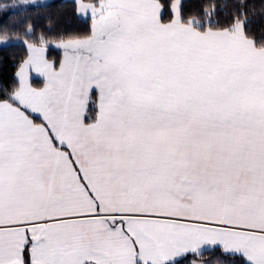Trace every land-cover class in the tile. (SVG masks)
I'll list each match as a JSON object with an SVG mask.
<instances>
[{
  "label": "snow or ice",
  "instance_id": "1",
  "mask_svg": "<svg viewBox=\"0 0 264 264\" xmlns=\"http://www.w3.org/2000/svg\"><path fill=\"white\" fill-rule=\"evenodd\" d=\"M190 7L72 0L82 32L0 25L27 53L0 82V264H264V32L243 0Z\"/></svg>",
  "mask_w": 264,
  "mask_h": 264
},
{
  "label": "trees",
  "instance_id": "2",
  "mask_svg": "<svg viewBox=\"0 0 264 264\" xmlns=\"http://www.w3.org/2000/svg\"><path fill=\"white\" fill-rule=\"evenodd\" d=\"M57 7L41 12H29L27 15L21 10L19 15H14L11 18H6L3 13H0V25L12 28V25H18L15 29L9 32V36L15 41L23 37L24 25L19 22L23 19H30L35 26L37 33L48 28L49 24L52 27L51 35L55 37L58 34H71L82 32L86 28V24L78 19L72 10V0H56L53 1ZM201 0H189L191 5L189 11L196 10V6ZM240 0H229V4H235ZM0 3L7 5L19 4L20 0H0ZM243 3L248 5V18L254 23L252 28L254 32L259 35L264 32V12L261 11V6L264 5V0H243ZM67 5V6H64ZM227 11V10H226ZM52 15L54 18L49 21L46 17ZM2 35V33H0ZM26 50L23 46L3 47L0 48V82L5 86H10L12 83L13 74L16 71L14 64L21 58L26 56ZM47 56L51 60H59L62 56V50L54 47L53 43L49 44ZM35 84L40 86L41 80L35 79ZM213 254H208L205 259H208ZM218 255V254H217Z\"/></svg>",
  "mask_w": 264,
  "mask_h": 264
},
{
  "label": "crops",
  "instance_id": "3",
  "mask_svg": "<svg viewBox=\"0 0 264 264\" xmlns=\"http://www.w3.org/2000/svg\"><path fill=\"white\" fill-rule=\"evenodd\" d=\"M46 55H47V53H46ZM33 75L35 76V73H33ZM43 78L41 77V78H36V80H42Z\"/></svg>",
  "mask_w": 264,
  "mask_h": 264
},
{
  "label": "rangeland",
  "instance_id": "4",
  "mask_svg": "<svg viewBox=\"0 0 264 264\" xmlns=\"http://www.w3.org/2000/svg\"><path fill=\"white\" fill-rule=\"evenodd\" d=\"M53 1H56V0H53Z\"/></svg>",
  "mask_w": 264,
  "mask_h": 264
}]
</instances>
